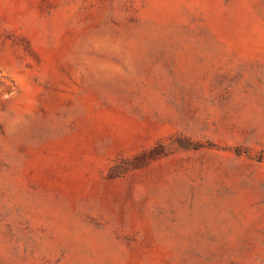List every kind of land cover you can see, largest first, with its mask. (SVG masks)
Listing matches in <instances>:
<instances>
[{
    "label": "rangeland",
    "instance_id": "1",
    "mask_svg": "<svg viewBox=\"0 0 264 264\" xmlns=\"http://www.w3.org/2000/svg\"><path fill=\"white\" fill-rule=\"evenodd\" d=\"M0 264H264V0H0Z\"/></svg>",
    "mask_w": 264,
    "mask_h": 264
}]
</instances>
